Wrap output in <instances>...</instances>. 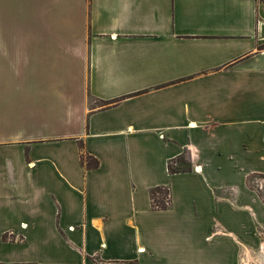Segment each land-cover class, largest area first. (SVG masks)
I'll use <instances>...</instances> for the list:
<instances>
[{"label":"crops","instance_id":"0c3cea01","mask_svg":"<svg viewBox=\"0 0 264 264\" xmlns=\"http://www.w3.org/2000/svg\"><path fill=\"white\" fill-rule=\"evenodd\" d=\"M262 130L264 1L0 0V264H245Z\"/></svg>","mask_w":264,"mask_h":264},{"label":"trees","instance_id":"16d2710c","mask_svg":"<svg viewBox=\"0 0 264 264\" xmlns=\"http://www.w3.org/2000/svg\"><path fill=\"white\" fill-rule=\"evenodd\" d=\"M80 162L82 166L86 170L95 169L98 167V161L88 155L82 148V144H80ZM174 165H179V167L175 168ZM168 172L170 174H180L189 171V167L185 166V158L183 156L178 157L174 161L168 163ZM150 200H151V207L153 210H166L170 207V197H169V190L167 187H156L150 191ZM6 237L4 236V239ZM136 263V262H135ZM137 264V263H136Z\"/></svg>","mask_w":264,"mask_h":264},{"label":"rangeland","instance_id":"374dc122","mask_svg":"<svg viewBox=\"0 0 264 264\" xmlns=\"http://www.w3.org/2000/svg\"><path fill=\"white\" fill-rule=\"evenodd\" d=\"M261 135H264L263 130L261 132ZM185 166L188 167L186 161H185ZM173 167L177 168V167H179V165L177 166V165L173 164ZM254 187L257 189L256 186H254ZM258 191H259L260 198H261L262 202L264 203V195H263L261 190H258ZM261 242H262V246L258 250L254 251L251 257H247L245 264H264V248H263L264 240H262ZM88 264H136V263L135 262L103 263V262L99 261L98 259L94 258V259H91L90 261H88Z\"/></svg>","mask_w":264,"mask_h":264},{"label":"built area","instance_id":"2783aa9c","mask_svg":"<svg viewBox=\"0 0 264 264\" xmlns=\"http://www.w3.org/2000/svg\"><path fill=\"white\" fill-rule=\"evenodd\" d=\"M255 1H264V0H255ZM255 186L258 190H261L264 195V177L257 178L255 180Z\"/></svg>","mask_w":264,"mask_h":264},{"label":"bare ground","instance_id":"6f19581e","mask_svg":"<svg viewBox=\"0 0 264 264\" xmlns=\"http://www.w3.org/2000/svg\"><path fill=\"white\" fill-rule=\"evenodd\" d=\"M263 248H264V246H263Z\"/></svg>","mask_w":264,"mask_h":264}]
</instances>
